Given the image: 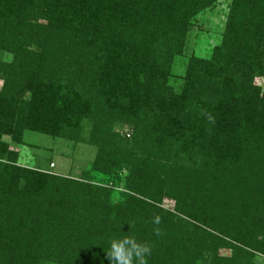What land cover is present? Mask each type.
Instances as JSON below:
<instances>
[{
    "label": "trees",
    "instance_id": "trees-1",
    "mask_svg": "<svg viewBox=\"0 0 264 264\" xmlns=\"http://www.w3.org/2000/svg\"><path fill=\"white\" fill-rule=\"evenodd\" d=\"M217 1L0 0V264H109L124 235L148 264L264 254V0H230L221 44L171 83ZM25 129L88 131L97 157L78 179L26 168L1 140Z\"/></svg>",
    "mask_w": 264,
    "mask_h": 264
},
{
    "label": "rangeland",
    "instance_id": "rangeland-1",
    "mask_svg": "<svg viewBox=\"0 0 264 264\" xmlns=\"http://www.w3.org/2000/svg\"><path fill=\"white\" fill-rule=\"evenodd\" d=\"M230 9V0H219L213 7L200 11L191 21L185 36L183 52L175 55L172 62V85L178 86L185 75L190 59L199 57L209 59L213 50L222 42ZM175 78V79H174ZM256 84L264 92V75H256ZM3 79L0 78V88ZM174 86V87H175ZM126 127H118L121 132ZM1 140L8 145V150L15 154V163L31 168L39 173L62 175L78 179L82 173L88 171L97 157V147L89 142L88 131L84 132L83 141L70 140L60 136L50 135L42 131L25 129L18 139L12 135H1ZM124 182L114 187V197L121 201ZM166 209H173L175 201L163 197L160 204ZM225 254L230 249L223 248ZM250 264H264V254L254 252L250 257Z\"/></svg>",
    "mask_w": 264,
    "mask_h": 264
},
{
    "label": "clouds",
    "instance_id": "clouds-1",
    "mask_svg": "<svg viewBox=\"0 0 264 264\" xmlns=\"http://www.w3.org/2000/svg\"><path fill=\"white\" fill-rule=\"evenodd\" d=\"M153 224L160 223V217H153ZM159 235V229H156ZM152 249L147 243L138 240L135 235L113 236L108 241L106 257L109 264H148Z\"/></svg>",
    "mask_w": 264,
    "mask_h": 264
}]
</instances>
